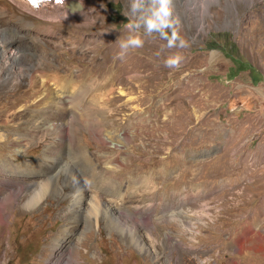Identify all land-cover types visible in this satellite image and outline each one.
I'll return each instance as SVG.
<instances>
[{
  "label": "rangeland",
  "instance_id": "obj_1",
  "mask_svg": "<svg viewBox=\"0 0 264 264\" xmlns=\"http://www.w3.org/2000/svg\"><path fill=\"white\" fill-rule=\"evenodd\" d=\"M82 1L80 11L66 7L78 14L68 18L53 8L59 3H49L43 17L0 0V29L17 43L23 69L15 85L0 68V127L14 129L9 139L31 122L22 117L18 130L3 115L35 69L59 72L89 92L82 125L73 120L78 109L65 104L64 136L55 130L21 150L0 142V163L21 166L20 174L0 169V264H58L52 242L70 228L77 238L62 250L73 244L76 252L64 264H197L206 257L264 264V0L241 9L236 0H213L200 15L174 0L189 41L178 69L164 65L177 50L158 36L118 58L128 0ZM94 94L103 97L95 102ZM52 142L63 146L45 156ZM116 203L122 215L110 210ZM93 204L98 210L90 212ZM149 224L151 237L143 228ZM134 226V233L121 230Z\"/></svg>",
  "mask_w": 264,
  "mask_h": 264
},
{
  "label": "bare ground",
  "instance_id": "obj_2",
  "mask_svg": "<svg viewBox=\"0 0 264 264\" xmlns=\"http://www.w3.org/2000/svg\"><path fill=\"white\" fill-rule=\"evenodd\" d=\"M10 1L13 2L14 4H16L20 9H22L24 11H30L32 13H35V14H37L39 16H43V17H45V15H46L44 9L48 5H50V4H46V5H43L41 8H39L38 10H34L24 0H10ZM70 1H72V0H63V2L56 4V5H53V8L58 9V10H60V9L66 10V7L68 6ZM75 1L79 2L80 4H83L82 0H75ZM211 1L214 2L215 0L214 1L213 0H178L177 2H179V5L181 7H185L187 9V11L193 12L196 14L199 13V15H200V13L204 14L206 12V10H208L207 8H208V5ZM248 1H253V0H236V5H237L238 9L245 7L246 3ZM179 5H177V6H179ZM82 8H83V6H82ZM81 14H82V17L84 19V22H87V20L89 18V13L87 11H84ZM64 16L68 17V18H77L78 14L71 13L69 10H66ZM90 17L95 20L97 17L96 12H91ZM88 23H89V21H88ZM15 40L16 39H14V41ZM16 44L13 42L12 36L8 35L7 32L2 31V29H0V68H2L3 75L5 77H10L9 80H11L13 82L12 84H15V85L18 84L17 79L19 78V76H22V74H23V69L20 67L21 55L18 53V51L14 47ZM18 72H20L19 76L17 75V74H19ZM24 73H25V71H24ZM29 74H30L29 75V82L27 83V84H29L28 87L25 88V90L22 94L20 93L15 99H12V101L8 105V111L3 115V117H4L3 120L6 121L7 125L8 124H9V126L12 125L13 127H16L18 130H20L19 128H21V118L25 117V116H30L31 122L29 123V127H27L28 129H26L27 132L24 134H21V132L20 133L17 132L18 134H14V137L12 139H9V135H11L10 130L12 131L14 129H12L11 127H8V128L7 127H2V128L0 127V142L10 141L11 147H14L18 150L26 148L29 143L35 142L36 139L39 140V138H42V137L44 138L45 135H48V134L54 135L55 130H56L57 134H60V135L62 134L64 136L65 132H67V130H68V126H66L63 123L68 118V117L66 118V114L68 113V107H67V105H65L67 102H68L67 104H71V105L75 106L79 111L78 114L82 115L81 116L82 118L77 117V116H79V115H77L75 117L76 119H73L72 118L73 116H71L70 119L72 118L73 120H76V121L80 119L79 121L82 125L84 122H86L84 119L85 115L87 117L89 116L87 109L83 105V104H85L83 102H85V100L89 96V92L87 90H85V88H83V86H78L73 81L74 79H71V80L67 79V77H65L64 75H60L59 72L56 74H50L47 72V70H44V69H42V70H36L35 69L34 71L30 72ZM0 85L3 86L5 84L0 80ZM16 88H18V86H16ZM74 88H77V89H74ZM101 96L103 97L102 94H100V95L94 94V96H92V100H95V102H96V100H98ZM73 120H71V121H73ZM67 121H68V119H67ZM73 125H75V124H73ZM77 127H79V126H77ZM63 138L64 137H61L62 140H63ZM69 140H70V142H69L70 147L68 148L69 152H70V154H74L75 150L73 148V145L76 144L75 142L77 140H74L71 138ZM59 142H60V140H59ZM62 142H64V141H62ZM56 146L62 147L63 145L57 144L56 142H52L48 147H46L45 152H44L45 156H48L46 154H48L49 151L52 150V148L56 150L57 149ZM77 146H78V144H77ZM54 147H56V148H54ZM65 148H67V147L65 146ZM65 151L66 150H64V152ZM79 151H80V149H79ZM51 154H53V153H51ZM58 154H60V153H58ZM58 154L56 156H58ZM209 154H210L209 151L203 153L204 156H208ZM46 158H45V160H46ZM59 159H60V157H59ZM52 163H53V160H52ZM43 164H45V163H43ZM31 166H33V165H31ZM46 166H48V164ZM54 166H55V164H54ZM75 166H76V168L79 169V171H81V169H80L81 167L79 166V163H76ZM12 168H13V170L14 169L16 170V171H14L15 173L20 174L19 169H21V166L16 165L12 161L11 158H7L6 160H4L3 162L0 163V169L3 172L4 171H10V169H12ZM60 168L61 167H59L58 169H60ZM49 172L53 173L54 171H49ZM69 172H70L71 176L74 175L73 171H69ZM57 175H59V174H57ZM84 175L86 176L87 174L84 173ZM68 178L70 179L71 177H68ZM35 181H36L35 179H32L29 181V183L28 182H26V183H27V185L31 184V185H29V187L32 185L35 186V184H36V183L34 184ZM82 181L80 180V182H82ZM90 181H91V179H90ZM90 181L88 180V182H90ZM41 182L42 181H40V183ZM13 184H14V182H13ZM41 185L43 186V184H41ZM93 185L95 186L96 184H93ZM84 186H85V184H84ZM82 187L78 188V190L76 192L77 193L76 195L79 197L78 198L79 201H82L85 198V189ZM46 191H47V189H46ZM16 192H18V193L21 192V179L18 180V188L16 189ZM139 192H141V191H139ZM9 195H10V193H9ZM7 198H9V197H7ZM95 202H98V201L95 200ZM117 205H118L117 203L112 205V206L110 205L109 208H110V210H112V208H113V210L120 212L122 215L123 212H122L121 208H118ZM92 209L98 210L97 206H95L94 204L91 207L90 212ZM204 209L207 211V214H209L210 211H208V205L207 204H204ZM105 211H106V213H108V209H106ZM76 213H77V210H76ZM180 213H179V216H181ZM173 216H174V214H173ZM1 220L2 219H0V221ZM164 221H165V219H164ZM146 222H149V221H146ZM180 223L182 225H186V223L182 219L180 220ZM143 225H145L144 222H143ZM192 225L196 226L195 223H193ZM133 228L136 229V227L134 226L132 228L122 227L121 230L123 231L125 229H128V230H130V232L134 233ZM143 228H146L148 230V234L151 237L152 236L151 229L153 228V226L152 225L150 226V224H149L148 227L143 226ZM64 230H65V228H64ZM168 235L169 234H167V237H169ZM72 238H73V240H75V238H77V235H76V232L72 231V229L70 228V229H66L64 231V234L61 236L60 239L53 240L52 246L55 248V251H57V253L53 256V259L55 260L56 263L64 264V263H69L70 261L74 260L73 257H74V254L76 251L71 249V248H74L73 244H68V248L62 250L63 245L72 241ZM134 242L137 243L139 248L141 247L140 242L137 239L136 235H134Z\"/></svg>",
  "mask_w": 264,
  "mask_h": 264
},
{
  "label": "clouds",
  "instance_id": "obj_3",
  "mask_svg": "<svg viewBox=\"0 0 264 264\" xmlns=\"http://www.w3.org/2000/svg\"><path fill=\"white\" fill-rule=\"evenodd\" d=\"M127 35L119 37L118 58H124L130 50L142 48L145 37L158 36L166 42L164 48L170 52L164 65L178 69L184 59L180 50L189 47V41L181 35V21L175 12L174 0H128V9L123 13ZM159 54V53H158ZM197 264H210V257L196 258Z\"/></svg>",
  "mask_w": 264,
  "mask_h": 264
},
{
  "label": "water",
  "instance_id": "obj_4",
  "mask_svg": "<svg viewBox=\"0 0 264 264\" xmlns=\"http://www.w3.org/2000/svg\"><path fill=\"white\" fill-rule=\"evenodd\" d=\"M67 7L71 12L82 10V5L75 0L70 1Z\"/></svg>",
  "mask_w": 264,
  "mask_h": 264
},
{
  "label": "snow or ice",
  "instance_id": "obj_5",
  "mask_svg": "<svg viewBox=\"0 0 264 264\" xmlns=\"http://www.w3.org/2000/svg\"><path fill=\"white\" fill-rule=\"evenodd\" d=\"M29 2L35 5L37 3V0H29Z\"/></svg>",
  "mask_w": 264,
  "mask_h": 264
}]
</instances>
